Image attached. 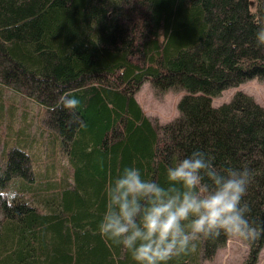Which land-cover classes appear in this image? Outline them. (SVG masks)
<instances>
[{"label": "trees", "instance_id": "1", "mask_svg": "<svg viewBox=\"0 0 264 264\" xmlns=\"http://www.w3.org/2000/svg\"><path fill=\"white\" fill-rule=\"evenodd\" d=\"M261 32L264 0H0V132L21 95L42 106L45 126L34 140L0 137V264H135L99 233L108 184L136 167L167 186V168L194 150L251 169L245 199L264 221V108L241 91L212 104L264 78ZM145 80L185 90L177 116L145 114L134 96ZM71 95L75 116L60 106ZM56 152L68 170L51 178ZM228 238L168 264H202ZM245 244L241 264H255L264 236Z\"/></svg>", "mask_w": 264, "mask_h": 264}, {"label": "clouds", "instance_id": "2", "mask_svg": "<svg viewBox=\"0 0 264 264\" xmlns=\"http://www.w3.org/2000/svg\"><path fill=\"white\" fill-rule=\"evenodd\" d=\"M264 41V32L260 34ZM81 101L61 98L73 116ZM214 157L194 150L166 171L167 186L125 167L108 184L99 233L130 253L135 264H168L195 251L201 239L221 235L251 243L264 236V221L251 220L245 199L253 175L248 167L218 168Z\"/></svg>", "mask_w": 264, "mask_h": 264}, {"label": "rangeland", "instance_id": "3", "mask_svg": "<svg viewBox=\"0 0 264 264\" xmlns=\"http://www.w3.org/2000/svg\"><path fill=\"white\" fill-rule=\"evenodd\" d=\"M237 91L251 95L253 99L264 108V78L258 77L247 79L236 86L223 89L218 95L212 97V104L219 105L228 101ZM4 93L6 103L8 99L12 100L13 97L11 93L8 91ZM184 93L185 90L180 88H168L159 91L151 85L149 80H145L135 91L134 96L146 115L152 120L164 123L177 116V102ZM10 104L13 105L14 109L11 112L5 109L6 118L3 127L1 126L2 132H0V137H2L4 131H9L13 137L17 133L19 135L18 138L27 139L28 141L30 139L34 140L42 137L45 132V126L41 121V117L43 116L42 106L39 104L37 105L33 99L23 97L22 95L18 98L16 106L13 100ZM2 139H6L7 145H11L15 137L6 138L5 136L2 137ZM2 146L3 143L0 144V151ZM35 153L40 155L36 151ZM52 156V154H47L44 157V162L49 163ZM54 158L58 166L53 171L50 169L51 178H57L59 175L62 177L68 170L65 168L67 167L66 157L64 154L61 155L59 152H56ZM42 167L46 169L44 163H42ZM37 168L40 169L39 167ZM247 250L248 247L245 242L228 238L225 244L218 247L210 259L203 260L202 264H241L247 256ZM255 264H264V244L258 254Z\"/></svg>", "mask_w": 264, "mask_h": 264}]
</instances>
